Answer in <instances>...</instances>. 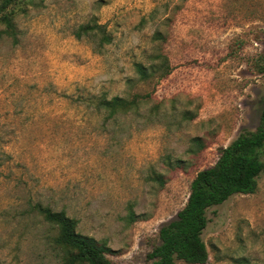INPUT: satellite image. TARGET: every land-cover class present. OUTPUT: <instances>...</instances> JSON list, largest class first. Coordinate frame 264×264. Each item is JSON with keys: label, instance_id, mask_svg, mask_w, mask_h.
Listing matches in <instances>:
<instances>
[{"label": "rangeland", "instance_id": "374dc122", "mask_svg": "<svg viewBox=\"0 0 264 264\" xmlns=\"http://www.w3.org/2000/svg\"><path fill=\"white\" fill-rule=\"evenodd\" d=\"M8 11L16 36L0 24V264H60L58 228L35 202L75 217L114 264H149L196 173L258 124L264 0H15ZM89 22L111 41L77 37ZM115 95L137 96L139 109L106 120L95 99ZM208 218L202 264H264V170L254 193L231 195Z\"/></svg>", "mask_w": 264, "mask_h": 264}, {"label": "trees", "instance_id": "16d2710c", "mask_svg": "<svg viewBox=\"0 0 264 264\" xmlns=\"http://www.w3.org/2000/svg\"><path fill=\"white\" fill-rule=\"evenodd\" d=\"M15 0H1L0 24L3 32L15 37L13 18L8 9ZM77 37L94 35L99 37L98 45L111 41L110 33L103 24L89 22L82 24L76 31ZM165 74H168V64ZM137 73L146 78L147 69L141 64H135ZM258 69L264 74V57L258 63ZM164 74V75H165ZM137 96L131 98L112 96L96 97L95 107L101 111L106 120H112L119 115H127L139 109ZM192 142L197 151L205 147L200 138ZM170 169L181 167L182 160L167 158ZM264 170V108L254 130L241 131L227 146L219 150L216 162L207 168L199 170L190 183V190L184 206L177 212L175 218L163 224L158 232L159 242L148 253L149 264H177L182 260L188 264H202L208 260V251L203 240V232L209 221L208 211L222 204L235 193H254L257 189V178ZM151 179L161 187L166 178L162 173L155 172ZM32 209L47 222L58 228L56 244L63 248L64 253L60 264H114L106 253L110 248L105 241L77 231V219L67 215L63 210H53L40 202H35ZM128 218L135 220L132 207L128 208Z\"/></svg>", "mask_w": 264, "mask_h": 264}]
</instances>
